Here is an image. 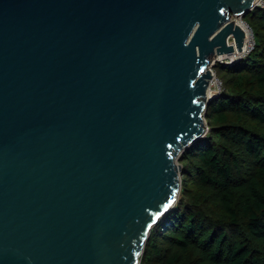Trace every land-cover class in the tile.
Here are the masks:
<instances>
[{"label":"water","instance_id":"obj_1","mask_svg":"<svg viewBox=\"0 0 264 264\" xmlns=\"http://www.w3.org/2000/svg\"><path fill=\"white\" fill-rule=\"evenodd\" d=\"M256 1L0 0V264L141 263Z\"/></svg>","mask_w":264,"mask_h":264},{"label":"trees","instance_id":"obj_2","mask_svg":"<svg viewBox=\"0 0 264 264\" xmlns=\"http://www.w3.org/2000/svg\"><path fill=\"white\" fill-rule=\"evenodd\" d=\"M256 46L219 66L210 131L181 156V197L152 228L141 264H264V9L244 17Z\"/></svg>","mask_w":264,"mask_h":264},{"label":"built area","instance_id":"obj_3","mask_svg":"<svg viewBox=\"0 0 264 264\" xmlns=\"http://www.w3.org/2000/svg\"><path fill=\"white\" fill-rule=\"evenodd\" d=\"M256 7H260L264 9V0H257ZM241 21L245 24L246 31L250 36L248 46H245V39H244L243 50L241 52H239L236 48L235 51L232 53L215 55L212 58V61L209 65V68L212 72V78L210 79V84L207 91L208 100L213 101L214 99L219 97L224 91V82L220 77V75L218 74L217 68L219 66L233 67L241 60L245 59L248 55H250L252 51L255 49L256 37L252 26L245 20L241 19ZM228 43L236 46V41L234 40L233 37L228 38Z\"/></svg>","mask_w":264,"mask_h":264},{"label":"rangeland","instance_id":"obj_4","mask_svg":"<svg viewBox=\"0 0 264 264\" xmlns=\"http://www.w3.org/2000/svg\"><path fill=\"white\" fill-rule=\"evenodd\" d=\"M233 19H235V20L237 21V20L240 19V18H237V17L233 16ZM205 118H206V117H205ZM206 127H207V129H208L207 132H206V135H207V133L210 131V128H209V126H208V124H207V120H206ZM206 135H205L203 138H205ZM195 143H196V142H195ZM192 145H193V144H192ZM192 145H191V146H192ZM191 146H190V147H191ZM185 151H186V150H185ZM185 151H184V152H185ZM184 152H181V153L179 154V156H177V157L175 158L176 162H178L179 164H181V163H180V156H181ZM181 190H182V188H181ZM180 197H181V192H180L179 199H180ZM177 202H178V201H177ZM177 202H176V203H177ZM170 211H171V210H170ZM170 211H169V212H170ZM142 254H143V253H142ZM141 256H142V255H141ZM140 260H141V258H140ZM140 264H141V263H140Z\"/></svg>","mask_w":264,"mask_h":264},{"label":"bare ground","instance_id":"obj_5","mask_svg":"<svg viewBox=\"0 0 264 264\" xmlns=\"http://www.w3.org/2000/svg\"><path fill=\"white\" fill-rule=\"evenodd\" d=\"M238 23L243 27L244 31H245V46H248L249 40H250V36L246 31L245 28V24L241 21V19H238Z\"/></svg>","mask_w":264,"mask_h":264}]
</instances>
